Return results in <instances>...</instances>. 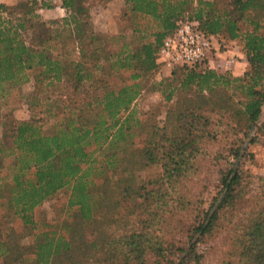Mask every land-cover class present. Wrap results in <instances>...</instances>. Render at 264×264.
<instances>
[{
  "label": "trees",
  "instance_id": "obj_1",
  "mask_svg": "<svg viewBox=\"0 0 264 264\" xmlns=\"http://www.w3.org/2000/svg\"><path fill=\"white\" fill-rule=\"evenodd\" d=\"M60 1L67 14L57 32L42 40L30 32V19L28 24L26 18L0 17V98L7 93L6 82L27 81L29 72L37 84V92L28 98L30 117L17 120L0 138V203L6 204L24 225H33V209L67 186L71 189L68 206L75 207L82 219L94 218L99 208L114 197L111 192L114 179L109 170L124 166L131 172L128 167L136 163L133 158L126 161L124 155L132 142L131 129L139 123L133 121L131 110L139 85L130 82L114 86L111 76L130 69L131 78H137L145 71L159 68L156 57L160 45L178 20L187 17L197 20L205 35L218 38L221 50L229 41L236 40L249 65L237 76L228 69L219 72L207 66L182 68L186 72L180 78L182 89L195 87L201 93L207 91L208 98L214 99V108L226 109V114L222 110L217 115L220 122L225 119L218 126L221 139L236 137L229 141L225 153L223 150L210 153L202 146L204 131L199 125L190 139L184 133L172 136L166 131L159 140L149 141L142 153L145 165L154 161L164 167L159 188L148 189L145 184L127 180L120 194L126 202L136 201L140 206L146 202L145 210L153 214V206L168 205L169 200H175L176 191L169 188L172 179L188 170L184 157L189 159L193 154H212L214 161L222 159L225 163L220 168L219 193L207 210L202 209L200 200L192 203L190 211L195 215H187L193 220L187 225L191 232L186 244L176 246L177 249L165 246L167 241L160 235L156 222L154 229L126 232L117 241L110 235L101 247L105 257L96 256L94 263L200 264L202 254L197 251L200 237L217 227H229L239 262L264 264V177L248 173L241 162L246 151L244 141L260 142L256 133L262 127L259 120L264 110V21L256 20L253 10L264 9V0H228L226 5L218 0H125L132 20L140 21L133 30L141 33L140 39L145 38L146 28L152 23V39L143 40L134 50L128 49L129 43L124 42L113 52L106 45L89 46L97 34L90 26L82 0ZM56 38L57 42L52 44ZM69 41L74 46L68 53L63 46L67 47ZM55 49L60 50L53 54ZM72 51L75 55L68 58ZM49 87L65 88L69 105L60 104L64 100L60 91L53 98ZM174 90L175 87L170 89L168 99ZM236 94L239 99L234 100ZM42 102L52 106L48 108L54 119L51 133L38 116L37 108ZM55 103L57 106L53 107ZM196 108L190 111L187 107L178 118L195 116ZM159 142L162 143L157 148ZM254 177L257 183L250 181ZM250 191H255L252 197L263 205L244 221L238 218L239 205ZM181 198L179 194L176 199ZM149 199L151 203L147 202ZM118 241L123 246L114 253ZM71 247L64 235L52 233L36 244L34 258L30 259L35 264H54ZM0 258L6 264H22L27 259L8 238L0 239Z\"/></svg>",
  "mask_w": 264,
  "mask_h": 264
},
{
  "label": "rangeland",
  "instance_id": "obj_2",
  "mask_svg": "<svg viewBox=\"0 0 264 264\" xmlns=\"http://www.w3.org/2000/svg\"><path fill=\"white\" fill-rule=\"evenodd\" d=\"M218 1L224 5L229 2L228 0ZM81 3L86 5L87 19L91 28L97 34V39L89 45L90 47L106 45L109 51L113 52L118 50L124 42H128V49L134 50L143 40L152 39L151 32L154 30V25L151 22V27L146 28L145 38L140 39L141 33L133 30L135 24L140 21L132 20L129 5L125 0H82ZM263 10V8L253 10L256 20L264 21ZM66 14L67 10L62 6L60 0H3L0 7V17L2 19L26 18L28 24H30L28 21L30 19L32 22L30 32L38 36L40 40L55 31L57 32V29L60 28L61 19ZM145 21L141 20L142 23ZM248 26L250 27V25ZM57 40L58 38L52 44L56 43ZM59 40L64 41L60 37ZM234 41L236 40L229 41L224 50L219 48L218 38H215L214 43H217L219 51L223 52ZM73 46V41H69L67 47L63 46L64 51L69 53ZM238 48L240 49L239 45ZM59 50L55 49L52 52L56 54ZM215 51L214 48L212 55ZM74 55L75 53L72 51L68 58H72ZM235 57L238 58V55L236 54ZM182 68L185 67L178 66L171 70L159 67L145 71L137 78H131L132 71L128 69L121 70L111 76L110 80L114 86L119 87L130 82H137L139 85V93L131 104L133 121L138 120L139 123L131 129L132 134L129 138L132 142L128 144L124 155L126 161L133 158L136 163L132 164V168L128 167L131 172L124 166L109 170L110 176L112 174L114 179L111 191L114 197L110 202L106 201L99 208L94 218L82 219L75 207L68 206L71 189L67 186L59 189L33 209V225H24L21 218L15 215L6 204L0 203V239L5 240V238H8L12 245L16 248L19 247L24 252L27 259L22 264H35L31 259L34 258L36 244L44 241L46 236L52 233L64 235L72 246L69 253L63 255L66 251L62 252L61 255L63 256L60 255L54 264H110L111 261L94 263L96 256L105 257L101 247L110 235L112 239L117 241L118 237L126 232L154 229L156 222V227L160 229V235H163L167 241L165 246L174 249L176 246H182L188 242L191 231L187 229V225L193 218H187V215L190 217L195 215L194 212L190 211V207L193 202L200 200L202 209L207 210L218 195L220 190V168L225 167L222 159L214 161L212 154H193L189 159L184 157L188 170H182L180 175L175 176L172 179L173 185L169 187L171 191H176L173 195L175 200H169L168 205L153 206V214L145 210L146 206L144 204L146 202L142 206L136 201L126 202L120 194V189L126 184L127 180H132L136 184H145L148 189L157 190L159 188L161 180H163L164 167L161 162L154 161L145 165V156L142 153L149 145V141L159 140L162 133L166 131L171 133L172 136L184 133L190 139L199 125L202 132L204 131L201 141L202 146L210 153L221 150L225 153L231 140L236 137L230 135L228 140L221 139L218 126L225 119L220 122L217 115L218 111L222 112V110L226 114V109L224 107H222L223 109L220 107L214 108V99L208 98L207 91L201 93L194 90L195 87L190 89L181 88L180 78L186 72ZM248 68L247 63L244 68H231L228 70L231 75L237 76L243 74ZM215 70L226 72V69L219 67H215ZM29 74L27 81L18 84L6 82L5 84L7 93L0 98V138H2L4 130L9 129L17 120L30 117L28 98L37 92V84L33 74L30 72ZM173 87H175V90L171 99H168V93ZM57 91L63 94L61 97L64 100L60 104L68 106L70 102L67 100L68 94L65 93V88L61 87L59 90H55L54 87H49L48 92L55 98ZM229 92L231 91L229 90ZM203 96L206 97L200 98ZM233 99H239V95L236 94ZM197 100H199L198 108H196ZM55 105L56 103L53 107ZM49 107L52 106L42 102L37 110H40L38 116H41L44 120L45 130L51 133L54 129V119L48 114ZM187 107L190 111L196 108L197 114L187 119L178 118L179 113ZM259 122H261L262 127L256 134L259 136L260 142L247 143L246 140L244 141L246 151L241 158V162L248 173L253 176L264 177V110ZM161 143L159 142L157 148ZM150 147H152L151 144ZM156 151L157 149H155ZM8 160L7 158L5 162L7 163ZM172 166L170 165V167ZM250 181L257 183V178L254 177ZM252 186L255 187V184ZM250 193L245 195L246 199H243L242 204L239 205L240 214L238 218H244V221L249 216L252 217L254 212L261 210L263 205L259 199L255 200L252 197L255 191H250ZM179 194L182 198L178 200L176 198ZM139 201H142V199ZM180 201L185 205L181 204ZM147 202L151 203V200L149 199ZM188 204H190L189 207ZM187 207L189 210L186 209ZM161 208H165L166 211L163 213ZM184 224L185 226H183ZM147 226L149 229H147ZM228 228L217 227L212 232L200 237L197 243V251L202 254L200 264H242V262H239L238 253L233 245L232 233L228 231ZM46 233L48 234L46 235ZM114 245H116L115 253L117 249H122L123 243L120 245L118 241ZM0 264H6L5 261H2V258H0ZM112 264L116 263L112 262Z\"/></svg>",
  "mask_w": 264,
  "mask_h": 264
},
{
  "label": "built area",
  "instance_id": "obj_3",
  "mask_svg": "<svg viewBox=\"0 0 264 264\" xmlns=\"http://www.w3.org/2000/svg\"><path fill=\"white\" fill-rule=\"evenodd\" d=\"M2 3L3 0H0V5ZM214 40V36L204 34L197 20L181 18L176 27L164 38L158 49L156 61L161 68L170 70L178 66L231 69L238 62L236 54L218 55L217 62L211 66Z\"/></svg>",
  "mask_w": 264,
  "mask_h": 264
},
{
  "label": "crops",
  "instance_id": "obj_4",
  "mask_svg": "<svg viewBox=\"0 0 264 264\" xmlns=\"http://www.w3.org/2000/svg\"><path fill=\"white\" fill-rule=\"evenodd\" d=\"M7 1H11V0H7ZM214 48L216 49V51L213 53V55H211V58H210L211 66H214L213 64L217 62V60L219 58L218 55L234 54L235 53L238 55V62L234 66H232V68L234 69V68L246 67L247 61L245 60V57H244L243 53L241 52V50L238 48L236 41H234L233 44L228 45V48L223 52L219 51L217 43H214Z\"/></svg>",
  "mask_w": 264,
  "mask_h": 264
}]
</instances>
